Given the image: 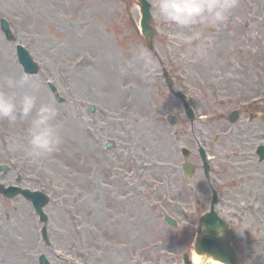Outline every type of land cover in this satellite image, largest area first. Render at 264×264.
<instances>
[{
    "label": "rangeland",
    "instance_id": "obj_1",
    "mask_svg": "<svg viewBox=\"0 0 264 264\" xmlns=\"http://www.w3.org/2000/svg\"><path fill=\"white\" fill-rule=\"evenodd\" d=\"M147 1L152 51L127 16L138 25L136 0H0L13 35L0 26V92L23 98L5 85L7 63L19 83L30 82L23 91L35 96L36 109L55 108L58 134L53 154L33 158L30 119L0 120V184L50 197L42 222L22 195L0 194V264H39L40 255L50 264H183L211 188L240 264H264V161L255 153L264 123L249 117L264 114V0H236L224 25L202 29L199 48ZM18 44L38 64L35 73L25 74ZM233 110L240 117L230 123ZM198 145L209 157L208 181ZM180 148L196 168L190 179L180 172ZM178 245L173 259L169 249Z\"/></svg>",
    "mask_w": 264,
    "mask_h": 264
},
{
    "label": "clouds",
    "instance_id": "obj_2",
    "mask_svg": "<svg viewBox=\"0 0 264 264\" xmlns=\"http://www.w3.org/2000/svg\"><path fill=\"white\" fill-rule=\"evenodd\" d=\"M236 0H155L157 16L179 29L188 30L185 42L193 47L201 46L202 29L219 28L230 18ZM138 58L150 65L143 53ZM13 81L8 86L12 87ZM35 111V115H33ZM57 113L51 106L36 109L35 96L25 95L20 101L0 92V120L15 122L18 117L30 119L28 155L33 158L49 156L57 150L58 134L53 123ZM17 142H13V150Z\"/></svg>",
    "mask_w": 264,
    "mask_h": 264
},
{
    "label": "water",
    "instance_id": "obj_3",
    "mask_svg": "<svg viewBox=\"0 0 264 264\" xmlns=\"http://www.w3.org/2000/svg\"><path fill=\"white\" fill-rule=\"evenodd\" d=\"M140 10H141V21L140 26L144 32L151 30L149 29L147 22L151 18L150 14V4L147 3L146 0H140ZM1 22V28L4 30L8 37H10V32L8 30V27L6 25V22L4 20ZM19 61L23 65L24 71L26 73H35L37 70V66L32 61L30 56L28 55L27 51L23 49L21 46H17V52ZM182 97V95H180ZM188 116L192 119V114L190 111H187ZM230 118L231 122H234L238 118L237 111H234L228 116ZM260 119L264 121V115H260ZM169 120L172 121L170 118ZM184 156L186 157L188 153L186 150H183ZM202 159L204 160V152L203 150H200ZM257 154L258 158L260 160H264V146H258L257 148ZM205 173H207L208 165L205 164ZM185 175L186 177H189L192 172L193 168L185 164ZM21 192L26 199L31 200L33 207L35 211L40 214V220L44 221L46 220V216L42 213V206H44L47 202V197L44 195L38 193V192H29L26 190H19L18 188L9 187V188H3L0 185V192L8 197H12L18 192ZM216 201V194L213 193V200L212 205L210 207V211L203 216H201V219L199 220V226L197 231V238H196V245L194 247V250L198 254H204L206 256H210L213 260H217L222 262L223 264H239L236 255L233 252L232 247H229L228 239L225 238L224 233L226 229L225 223L221 221L220 218H218L217 214L214 213L213 204ZM168 219V218H167ZM168 221L173 222L172 220L168 219ZM43 236H45V229L43 228ZM40 263L41 264H48L44 256L40 257ZM185 263L188 264L189 262L186 260L185 257Z\"/></svg>",
    "mask_w": 264,
    "mask_h": 264
},
{
    "label": "bare ground",
    "instance_id": "obj_4",
    "mask_svg": "<svg viewBox=\"0 0 264 264\" xmlns=\"http://www.w3.org/2000/svg\"><path fill=\"white\" fill-rule=\"evenodd\" d=\"M256 41H258L259 42V44H261V41L260 40H262V35H261V32L260 31H258L257 32V34H256ZM5 65H4V70L5 69H7V73H5V75H7V76H9L10 78H12V80L11 81H13L14 82V84H13V88L12 89H14L15 91V94L16 95H18V96H21V97H24L25 95H26V93L27 92H25V91H23V90H26L25 89V87L27 86V83H30V82H21V83H19V81H18V77H17V74H15L16 72H15V70L12 68V66H9L7 63H4ZM6 81V80H5ZM5 85L6 86H8V83H5ZM9 88V87H8ZM32 89V88H31ZM29 95V94H28ZM133 102H136V100L135 101H133ZM223 133L225 134V136L226 137H228V135L226 134V131L224 130L223 131ZM61 136H65L64 134H62ZM68 141H65L64 142V144H66ZM70 143V142H69ZM68 146V145H67ZM68 148H70V147H68ZM68 150H70L71 151V149H68ZM73 151V150H72ZM245 206V207H244ZM244 206H242V208L243 209H245V208H247V209H249V211H250V214H251V216L252 217H254L256 214H255V211H253L254 209H252V206L251 205H244ZM192 260H193V262L194 263H198V262H200V261H202L203 260V256H199V254H197V253H195V252H193L192 253ZM209 261H212V263L213 264H222V263H220L219 261H214V260H210V259H208Z\"/></svg>",
    "mask_w": 264,
    "mask_h": 264
},
{
    "label": "flooded vegetation",
    "instance_id": "obj_5",
    "mask_svg": "<svg viewBox=\"0 0 264 264\" xmlns=\"http://www.w3.org/2000/svg\"><path fill=\"white\" fill-rule=\"evenodd\" d=\"M181 171H182V169H180V172H181ZM181 173H182V172H181ZM192 242H193V241H192ZM192 242H191V244H192ZM179 246H180V245H178V249H174V248L171 249V252H172V254H173L172 256H177V255H178V253H179V251H180V250H179V249H180ZM174 247H175V246H174ZM182 248H183V246H182Z\"/></svg>",
    "mask_w": 264,
    "mask_h": 264
}]
</instances>
